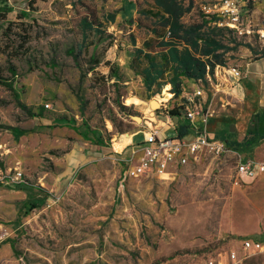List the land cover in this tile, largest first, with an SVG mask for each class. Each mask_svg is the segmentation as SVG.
Wrapping results in <instances>:
<instances>
[{"label":"rangeland","instance_id":"1","mask_svg":"<svg viewBox=\"0 0 264 264\" xmlns=\"http://www.w3.org/2000/svg\"><path fill=\"white\" fill-rule=\"evenodd\" d=\"M190 1L187 25L202 22L203 7L222 0L184 3ZM238 6L252 35L237 36L209 19L204 28L234 44L222 54L223 74L246 66V46L254 61L264 59V32L258 33L264 31V0H238ZM153 7V0H0V264H178L185 238L217 229L234 197L239 158L264 163V140L247 147L241 139L227 142L220 156L203 157L187 176L181 168L168 179L132 175L145 134L165 127L184 95L200 88L183 79L179 97L170 87L146 89L145 64L135 60V50L151 34L128 19L146 27L150 20L140 11ZM81 45L76 59L71 52ZM92 55L100 65L87 74ZM111 67L120 81L105 80ZM249 104L217 96L204 114L238 116ZM253 105L250 137L255 130L264 137V103ZM243 181L242 188L251 180ZM188 256V264L197 263ZM197 257L210 263L209 254Z\"/></svg>","mask_w":264,"mask_h":264},{"label":"crops","instance_id":"2","mask_svg":"<svg viewBox=\"0 0 264 264\" xmlns=\"http://www.w3.org/2000/svg\"><path fill=\"white\" fill-rule=\"evenodd\" d=\"M208 25L211 24L209 23ZM203 32L205 33V29H203ZM263 32L258 30V33ZM206 34L212 35L213 33L208 31ZM225 45L230 48L234 46V44ZM243 49L245 51L241 54V59L245 61L246 66L242 70L246 71L248 76L238 82L231 76V72L225 70L226 73L223 74L221 68L217 67L214 76H207L205 87L202 90V97L197 99L205 112L213 109L217 96L223 101L228 99L229 96H239L245 102L249 99L255 105L260 106L264 103V59L254 61L255 58H252L253 50L249 46ZM221 52L223 51L219 53ZM250 73L257 74L258 78L256 81L248 79ZM185 96L188 97L189 95L185 94ZM253 104H249L247 110L238 116L212 115L205 117L207 121L204 118H197L191 123L183 115L179 118H169L168 122H163L165 127L153 130H156L160 137H173L176 134L179 135L182 128L189 127L188 134L184 138L191 140L196 134L195 128H199L211 139L223 140L226 143H241V139H245L247 132L250 131ZM257 115H255V119ZM206 156L198 155L197 159L190 160L188 165L180 167L184 169L181 176L193 174L194 170L198 171L196 165H200L203 161L202 158ZM178 169L173 171L172 176L177 173ZM256 179H248L251 181L245 183L246 186L244 188L241 185H234L233 200L231 204L229 202L226 203L219 214V225L214 232L205 233L203 236L194 235L192 238L187 237L184 239L181 248L183 253L186 254L183 257V261H179V258L176 260L178 264H188L186 262V258L190 257L188 254L193 255L194 260L195 258L198 259L195 264H207L204 260L197 257L198 255L205 256L207 254H209V264H238L230 258V255L235 253L237 259H243L245 241H264V182L254 181ZM241 182H245L243 177ZM242 203L246 206H243ZM244 209H246L245 214L236 215L237 210L241 211ZM235 223H239V227ZM172 261L174 262L175 260ZM241 264H264V252L251 255L249 258L244 259Z\"/></svg>","mask_w":264,"mask_h":264},{"label":"trees","instance_id":"3","mask_svg":"<svg viewBox=\"0 0 264 264\" xmlns=\"http://www.w3.org/2000/svg\"><path fill=\"white\" fill-rule=\"evenodd\" d=\"M153 1V8L140 11L145 18L150 20L146 27L140 21L134 19L133 16L128 19V23L132 27L146 28L147 32L151 34L144 42L143 47L135 50V60H143V64H145V67L140 71V75L144 80L146 89L152 91L157 88L159 92H162L170 87L174 97H179L184 90L183 79L195 83L202 80L205 87L207 76H214L217 67L225 66L222 54L235 49L218 41L214 34L208 35L203 32V29L210 22L206 21L205 17H203L202 22L197 24L187 25L183 22L184 16L192 11V1L188 5L184 3V0ZM133 5L137 8L136 3ZM250 6L252 8V5ZM0 11H2L1 8ZM23 16L26 17L27 15L23 14ZM88 27L91 28L89 25ZM83 51L84 46L81 45L78 47L77 52L73 51L71 54H74L78 59ZM220 51L223 52L219 53ZM86 64V73H95L100 65V60L92 55ZM110 71L113 74L110 77H104L105 80L116 78L120 81L118 71L113 67L110 68ZM168 74H172V77L170 80L165 81ZM5 86L13 90L12 84L5 83ZM183 100L184 104L182 106L175 107L170 111L172 118H179L183 115L186 117V112L191 105L187 100V96L184 95ZM21 107L29 116L36 117L31 110L23 105ZM188 128L181 129L180 137L188 134ZM251 133L252 131H248L245 137L244 145L247 147L254 146L259 140H264L259 130L253 131L252 137H250Z\"/></svg>","mask_w":264,"mask_h":264},{"label":"built area","instance_id":"4","mask_svg":"<svg viewBox=\"0 0 264 264\" xmlns=\"http://www.w3.org/2000/svg\"><path fill=\"white\" fill-rule=\"evenodd\" d=\"M203 12L206 19L214 20L216 27L226 29L237 36L252 35L253 33L252 28H245L241 23V9L238 6V0H222L214 8L203 7ZM231 76L239 82L246 78L248 73L239 68H232ZM195 84L200 88L193 95L187 97L191 106L186 112L185 119L191 123L197 118L205 119L206 117L204 109L197 100L202 97L204 83L202 80H198ZM46 107L49 108L50 106L46 105ZM195 131L196 134L191 140L180 137L178 134L173 137H160L156 130L146 133L144 146L141 149V154L137 157L132 175L138 178L158 177L168 179L172 176L174 170L188 165L191 157L197 159L198 155L220 156L225 152L226 142H217L211 139L199 128H195ZM263 175L264 163L240 157L236 167L234 185L239 186L242 177L256 179ZM21 177L22 175L18 174L16 180ZM124 182L127 183V177ZM244 251L243 259H237L235 253H232L230 258L241 264L244 259L249 258L251 255L263 253L264 243L247 240L244 242Z\"/></svg>","mask_w":264,"mask_h":264},{"label":"bare ground","instance_id":"5","mask_svg":"<svg viewBox=\"0 0 264 264\" xmlns=\"http://www.w3.org/2000/svg\"><path fill=\"white\" fill-rule=\"evenodd\" d=\"M140 119H138V121H139Z\"/></svg>","mask_w":264,"mask_h":264}]
</instances>
